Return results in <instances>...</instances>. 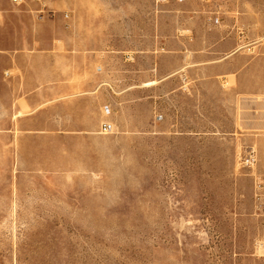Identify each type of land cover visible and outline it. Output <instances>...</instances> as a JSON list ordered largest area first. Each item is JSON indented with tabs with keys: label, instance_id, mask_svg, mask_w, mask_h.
<instances>
[{
	"label": "rangeland",
	"instance_id": "374dc122",
	"mask_svg": "<svg viewBox=\"0 0 264 264\" xmlns=\"http://www.w3.org/2000/svg\"><path fill=\"white\" fill-rule=\"evenodd\" d=\"M0 1L3 37L103 42L83 64L108 100L54 132L35 110L22 149L1 110L0 264H264V127L214 71L220 40L264 36V0Z\"/></svg>",
	"mask_w": 264,
	"mask_h": 264
},
{
	"label": "crops",
	"instance_id": "0c3cea01",
	"mask_svg": "<svg viewBox=\"0 0 264 264\" xmlns=\"http://www.w3.org/2000/svg\"><path fill=\"white\" fill-rule=\"evenodd\" d=\"M3 7L12 10L9 2L3 4L0 1V12ZM254 19L258 21L261 17H251V21ZM7 28L11 30L3 37L0 26V118L3 108L11 110L9 134L11 139L19 134L21 149L32 140L36 120L32 115L35 110H41L42 132H54L60 125L55 115L60 117L62 110L108 107L107 96L96 81L101 72L83 64L85 51L95 50L92 46L103 43L98 38L48 36L44 24L35 20L26 23L11 21ZM241 44L250 45V48L244 51ZM218 45L234 47L225 51L221 58L230 60V63L219 65L214 71L233 70L235 84L229 87V92L248 96V102L247 98L242 102L257 113L250 114L251 118L259 120L250 122L251 127H264V107H260L264 106V36L248 40L234 37L220 40ZM245 61L249 63L242 68ZM71 123L74 125L73 120ZM77 123L82 126L97 125L89 120Z\"/></svg>",
	"mask_w": 264,
	"mask_h": 264
},
{
	"label": "built area",
	"instance_id": "2783aa9c",
	"mask_svg": "<svg viewBox=\"0 0 264 264\" xmlns=\"http://www.w3.org/2000/svg\"><path fill=\"white\" fill-rule=\"evenodd\" d=\"M15 2H17L18 0H14Z\"/></svg>",
	"mask_w": 264,
	"mask_h": 264
}]
</instances>
